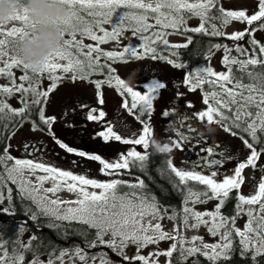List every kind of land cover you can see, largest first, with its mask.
Here are the masks:
<instances>
[{"label": "snow or ice", "instance_id": "1", "mask_svg": "<svg viewBox=\"0 0 264 264\" xmlns=\"http://www.w3.org/2000/svg\"><path fill=\"white\" fill-rule=\"evenodd\" d=\"M61 2L69 9L67 17L56 18V22L62 27L64 38L59 48L39 68L24 63L16 55L9 56V52L18 50L23 36L37 27V22L30 19L28 10L25 8L9 17L8 21H0V63H2L0 76L7 77L10 82L8 85H0V94L12 96L18 93L19 103L22 105L14 108L5 99H0V141H3V147L0 148V212L13 214L12 205L16 198L21 202L30 201L36 209L30 217L33 222L37 221L39 216L47 217L49 227L64 228V238H67L70 230L72 234L82 239L84 246L77 244L72 249L61 248L58 254L57 249L52 247L51 251L47 252L45 261L41 259L44 253L40 249L48 246L43 245L42 241L33 244L34 241L40 240L39 237L33 234L27 243L19 239V235L25 230L22 225L26 223L21 222L18 236L11 242L10 249L7 247L9 241L0 236V264H56V261L64 264L66 256L72 264H75L76 260L80 264H89V260L92 264H97V261L99 264H117L106 252L88 251L98 248L110 249L126 264H134V262L158 264L154 257L160 255L168 257V264H173L175 252H179L176 259L180 261H186L189 257H196L199 254L212 264H216L220 260H230L231 254L237 247L241 257L250 254L252 264H260L257 258H264V165L258 164L261 154L264 153V44L251 39L248 42L251 50L240 43H237L234 49L227 44H215L212 47L224 48L222 64L226 71L216 72L211 66H199L190 70L184 77L183 82L188 86L189 91L202 89L205 85L211 89L205 91L203 95L206 110L193 114L199 122L206 121L208 134L212 132L209 126L215 123L233 137L239 136L248 153L244 159L237 162L232 174L225 175L220 180L219 169L233 157L225 151L218 152L220 145L215 140L209 144L208 135L194 127L187 115L178 116L177 121L185 131H177L175 137H169L171 144L165 141L166 151L167 153H171L174 149L183 151L185 145H188V150L193 151L196 156L195 160L181 162L182 165L188 164V168L174 166L171 159L166 162L167 168L178 178V182L169 179V183L175 193L181 196L179 211L174 206H164L160 203L158 197L148 190L144 179L136 177L134 182L121 178L123 176L121 170L129 172L134 168L146 170V162L149 158L146 152L142 154L132 147L126 154H119L117 159L106 161L101 155L77 150L67 145L56 137L53 131L56 117L46 114L42 98H48L57 88L58 81L63 79L56 74L58 71L64 74L70 73L74 83L88 81L94 84L99 105L105 103L100 91L101 85L114 84L116 90L124 97L121 107L127 110L129 115H134L135 119L141 121L142 131L131 132L127 138H124L122 134L114 131L109 123L105 125L106 130L97 132L96 136L102 138L104 142L117 141L124 145H142L147 150L152 129L142 118L146 111L149 117L151 116L153 101L156 98L154 94L164 89L165 83L153 81L142 84L138 86V90H134V86L126 84L124 79L114 74L116 69L108 63H102L101 59L112 63L138 61L145 56L163 60V56H157L159 51L188 46V44L170 45L167 39L168 29L224 36L225 33L217 28V21L221 28L227 26L230 21L246 22L251 26L253 22L264 19V0H258V10L252 14L246 10L226 11L223 8L217 9L214 14L213 9H216L218 0H154V3L153 0H61ZM120 9L127 11H122L116 16ZM186 13L200 17L198 27L186 26L188 19ZM150 15L154 23L148 22ZM9 21L18 23L10 29H5L3 25ZM210 21L209 31L205 25ZM103 25H111V31L106 30ZM126 28H130L133 37L141 41L139 46L129 42L119 51L102 50L100 45L115 40L125 32ZM259 28L264 29V23H261ZM255 31L257 29L254 27L237 30L229 34L228 39L236 42L244 41L246 36H251ZM98 32L102 35H98ZM66 33L69 38H65ZM77 33L95 43H85L83 39L77 38ZM191 42L192 38L189 37L188 43ZM157 45L164 47L158 48ZM233 51L238 55H233ZM172 55L178 56L179 53L172 52ZM168 63L173 64L175 68L185 67L182 62L173 63L169 60ZM16 68L23 72L19 76V83L13 73V69ZM105 70L107 79L89 80L95 73H103ZM44 73H48L51 84L47 90L40 91L39 78ZM183 95L177 92V100ZM79 107L80 110L86 111L88 121H101L106 116L103 110H99V115H95L98 111L97 107H89L85 103L80 104ZM187 107L190 108L192 105L188 104ZM174 111L176 109H166L162 116L167 118ZM29 121L32 131L46 132L67 153L99 162L100 173L111 178L99 181L84 174L57 168L35 158L33 154L37 149L34 145H24L28 156L33 158H18L11 155V144L7 141H10L14 135V129ZM245 133L251 137V142L245 137ZM75 163L76 161H73V164ZM249 166L254 171H261L262 175L261 180L254 186L256 188L254 194L245 196L240 191L244 183L242 171ZM38 172L44 174L37 175ZM48 182L51 186L45 188L44 184ZM9 183L15 186V193ZM195 185L203 187L197 188ZM233 190H236L235 214L222 215V208L226 206V201ZM62 191L73 194L75 198L61 199L57 194ZM5 201L7 206H4ZM210 201H218L214 210L204 212L195 210V205H207ZM257 205L258 208L253 207ZM169 208H171L170 214ZM242 214L247 220L243 228H240L236 224L237 217ZM146 217L151 219L146 220ZM165 217L177 222V225L182 223L190 229H198L201 225H205L208 233L219 239L211 244L204 243V238L198 235L185 240L178 227L176 234L172 235L161 223ZM153 221L157 222L153 223ZM236 238L238 245L234 244ZM165 240L173 241L166 251L149 253L148 256L141 254V249ZM186 244L189 246L186 247ZM130 246H135L136 249L133 256H128L125 252ZM29 253L32 259L26 260ZM192 264H200V262L198 259H193Z\"/></svg>", "mask_w": 264, "mask_h": 264}, {"label": "rangeland", "instance_id": "2", "mask_svg": "<svg viewBox=\"0 0 264 264\" xmlns=\"http://www.w3.org/2000/svg\"><path fill=\"white\" fill-rule=\"evenodd\" d=\"M26 2L27 0H21V3ZM257 3L258 0H218L217 5L218 8H223L226 11L246 10L249 14H252L254 11L258 10ZM148 22L154 23V20L150 18ZM199 24L200 17L189 16L186 26L190 28L198 27ZM3 27L5 29H10L13 26L9 23H5ZM103 27L106 30L111 31L109 26L103 25ZM248 27L249 25H247L246 22L230 21L227 26L219 30L225 33V37H228V35L233 33L234 31H242ZM167 32L169 33L167 39L169 40L170 45H183L187 42V38L184 35L178 33V30L168 29ZM97 34L102 35V33L99 32ZM65 38H69L67 33L65 34ZM77 38L83 39L85 43H95L89 41L86 37L81 36L79 33H77ZM251 39H256L261 44H264V29H257V31L252 33V35L245 40V44L244 42L242 43L244 44L243 46L248 47L249 50H251V45L248 42ZM129 42H132L137 46H139V44L141 43V41L133 37L132 32H129V30H125V32L115 40H109L107 43L100 45V47L102 48V50L119 51L122 50V47L126 46ZM163 47L164 46L161 45V47L158 48ZM18 50L16 52H9V56H18ZM157 56H163L164 59H153L151 58V56H145L143 59L138 61L129 60L126 63L121 61L112 63L111 61H105L102 58L101 62L108 63L111 67L116 69V72L114 74L119 75V77L124 80L127 79L129 73H131L134 69H138L139 74L136 77L135 82L130 85L134 86V90H138V86L142 84H149L153 81L165 83L166 87L154 94L156 98L153 101L151 116L149 117L146 111L145 116L143 117V120L147 121L152 129V136L150 139L152 140L155 137L164 142L167 141L171 144V140L169 139V137H175L177 131L184 132V130L180 131L177 127L172 126L173 118H177L180 115H187L194 127L205 133V135H208L209 144H211L213 140H215V142L220 145V148L217 149L218 152L225 151L228 155H231L233 157L231 161H228L227 165L224 168L219 169V179L222 180L225 175L232 174L233 165L235 163L245 158L244 144L237 138L233 137L230 133H226L219 125L215 123L209 126L214 131H212L210 135L208 134L207 128L205 127L206 121L204 123H201L193 116L194 113H197L201 110H206V105L203 102V90L200 88L194 91L188 90V86L183 82L184 77L188 74V71H186L184 68H175L173 67V64L168 63L169 60L173 61V63H178V60L174 55H172L168 51L163 50L159 51L157 53ZM223 56L224 48L212 50L209 55L207 66H211L216 72L226 71L224 65L222 64ZM5 59H7V57H5ZM61 63L64 62L61 61ZM0 66H2V63H0ZM56 74L63 77V79L61 81H58L57 88L49 94L48 98H43V106L47 115L56 117V122L53 125V131L58 139L78 150L89 151L92 147V153L101 155V157L106 161H113L117 159L119 154H126V152L132 147H135L142 154L144 153L145 149L142 145H124L121 142L117 141L104 142L103 140H94L95 138L88 140L86 138L84 139V137L82 136L84 134L81 131H75L76 129L84 128V126H86L90 122L86 119V111L80 110L79 105L82 103L88 104L89 107H97L98 111L95 113V115H99V110L105 111L106 116L101 121H96V123L105 122L107 125V120L113 121L116 115L126 113V110L121 107L124 97H122L121 94L116 90L114 84L112 86H109L107 84L101 85L100 91L105 103L103 105H99L96 99V89L94 84H91L88 81H77L74 83L71 80L70 73L64 74L58 71ZM95 79H107V72L104 71L103 73H95L92 77L89 78V80ZM39 82L40 83L38 90H47V88L51 84V81L48 79V73H44L40 77ZM0 85H6L4 78H2L1 76ZM229 87H231V85H229ZM207 89V91L211 90L209 88ZM143 91H146V89H144ZM177 92L184 94L178 100L176 98ZM188 104H191L192 107H187ZM166 109H176V111L172 112L171 115L165 118L162 116V113ZM128 122L133 123L138 131H142L143 124L141 123V121L131 118L128 119ZM67 125L72 126L69 127ZM166 129H168V131H166ZM100 130L104 131L106 130V128L104 127ZM41 133L42 134L38 133L37 131H32L31 123H24V125L19 128L17 133L13 138H11L9 142L11 144V154L14 157L18 158L20 156H23L21 154V146L23 144V141L29 142L39 136H41L43 142H47L61 149L59 145L56 144L55 141L46 134V132ZM96 137L98 138V136ZM185 151L186 149H184L183 151L174 149L171 153H168L169 158L173 161L174 166L184 168L189 167L188 164H181V161L185 160L183 157V152ZM48 163L60 169L71 170L77 174H84L90 178H96L99 181H106L111 178L106 177L100 173L99 169L101 165L99 164V162H94L93 164H91V166L88 167H82L81 164L77 161L75 164L71 163L70 165L55 160H50ZM210 171L211 170H209V172ZM43 174L44 173L42 172L37 173V175ZM242 177L244 178V183L242 184L240 191L245 196H248L252 189L255 188L254 186H256V182L250 180L249 173L246 174V169L242 171ZM33 181H35V177H33ZM50 186V182L44 184L45 188ZM57 195L61 199L65 200L75 198L73 194H70L67 191H62ZM49 196L51 197V194H49ZM216 203H218V201H210L207 205L197 204L194 206V208L196 211L200 212H204L205 210L211 211L214 210V206ZM256 207L258 208V205ZM147 219L151 218L146 217V220ZM205 219H207V217H205ZM246 220L247 217L245 215H240L239 217H237L236 226L243 228ZM156 222L157 221H153V223ZM161 223L164 229L170 234H176V227L172 221L168 220L165 217V219L161 221ZM181 235L185 238V240L190 239L193 235H198L204 238V243L209 244L215 243L219 239L218 237L211 236L208 233L207 227L205 225H201L198 229L183 227ZM172 242L173 241L165 240L160 241L158 244L148 245L147 247L141 249V254L148 256L149 253L166 251ZM185 246L187 247L189 245L186 244ZM125 252L128 256H133L136 252L135 246L128 247L127 249H125ZM41 259H44L46 261L47 256L43 255L41 256ZM154 259L158 261V264H168L169 260V258L164 255L154 257ZM113 260H121L123 264L126 263L119 256L113 258ZM56 264H59V261H56ZM64 264H72V261L66 256ZM75 264H80V262L76 260Z\"/></svg>", "mask_w": 264, "mask_h": 264}, {"label": "trees", "instance_id": "3", "mask_svg": "<svg viewBox=\"0 0 264 264\" xmlns=\"http://www.w3.org/2000/svg\"><path fill=\"white\" fill-rule=\"evenodd\" d=\"M218 5L216 6V9H213V13L215 14L217 12ZM127 11L126 9H120L115 14L118 16L120 12ZM135 11V10H133ZM85 18L87 19L86 13L84 14ZM187 17H194L191 16V14L186 13ZM152 18L151 15L149 16V19ZM115 19V16H114ZM11 24L12 26L14 24H17L18 22L9 21L7 22ZM217 23V28L222 29L220 27L219 21ZM261 23H264V19L262 21H256L253 22V25L249 26L248 28H256L260 29L259 25ZM211 21L206 24V28L211 30L210 28ZM111 29V25H107ZM126 30H129V32H132L130 28H126ZM262 30V29H261ZM178 33L184 35L187 38V42L185 44H188L187 47H180V48H173L168 49L165 51H168L172 54V52H178L179 55L175 56L179 62H182L185 67L184 69L186 71H190L192 69H195L199 66H207V63L209 61V55L212 52V50H215L216 48L212 47L215 44L225 45L227 44L229 47L233 48L237 43L242 44L245 40L249 37L246 36L244 41L236 42L229 40L228 37L225 36H211V35H205L204 33H193V32H184L183 30L179 29ZM192 38V42L188 43V38ZM242 44V45H244ZM157 47H161V45H157ZM223 48V47H221ZM233 55H238L233 51ZM251 68V66H250ZM259 70V69H258ZM106 71V70H105ZM14 76L17 78V82L19 83V76L23 74L21 69L16 68L13 69ZM18 73V74H17ZM29 74L30 71H29ZM4 78L6 85H8L10 82L7 77L1 76ZM41 77V76H40ZM247 80V79H246ZM40 81V78H39ZM40 83V82H39ZM208 86H203L202 90L203 92L207 91ZM0 99H5L12 107L19 108L21 107V103H19L20 94L14 93L12 96H5L3 94H0ZM42 104H43V98H42ZM143 119V118H142ZM38 122V121H37ZM24 123H31L24 122ZM23 123V124H24ZM39 123V122H38ZM15 130V129H14ZM13 130V131H14ZM9 143V141H7ZM3 147V141H0V148ZM148 154V160L146 162V170H140L137 169V174L139 178L144 179L148 190H150L152 193H154L160 203H162L164 206H174L179 211L181 208V196L175 193V191L172 189L171 184L169 183V179L176 180L178 182V178L174 176L173 173L167 168V160L170 159L169 155H154L151 152V145L147 150L144 151V153ZM143 153V154H144ZM193 183V182H190ZM10 187H13L14 193H15V187L9 183ZM197 188H202L203 186L195 185ZM235 194L236 190H233L232 193H230V198L226 201V206L222 208V215H234L235 214V206H236V200H235ZM7 206V201H5V205ZM246 208L248 206H245ZM256 207V206H253ZM35 206L31 204L30 201H23L21 202L18 198L14 199V203L12 205V212L13 214H7L0 212V236H2L4 239L9 241V244L7 247L11 248V242L14 241L18 236V229L21 226V222L23 223L24 232L22 235H19V239L25 243L28 242L29 238L35 234L37 237L40 238L39 241H34L33 244L37 242L43 243V245H46L48 247H42L40 251L44 253L45 256H47V252L51 251L52 247H55L57 249V254L59 249L61 248H68L72 249L75 245L80 244L82 247L83 241L82 239L72 234L69 230V234L67 238H64V228L55 229L53 227H49L48 223L49 220L47 217L39 216L38 220L33 222L30 217L33 211H35ZM27 213V215L25 214ZM171 213V208H169V214ZM167 218V217H166ZM176 227H178V230L181 234L182 228L186 227L182 223L177 225V222L172 221ZM59 223V222H57ZM234 244L238 245V238L234 240ZM90 253H96V252H106L108 254V257L112 260L113 258L117 257L115 253H113L110 249H91L88 250ZM43 256V255H42ZM179 256V252H175L173 254V264H192L193 259H198L200 264H212V262L208 261L204 256L197 254L196 257H189L186 261H180L179 259H176ZM32 256L31 254H27L26 260H31ZM260 261V264H264V258H257ZM117 264H123L121 260H116ZM89 264H92L91 260H89ZM97 264L99 262L97 261ZM126 264V263H124ZM134 264H141V262H134ZM216 264H252L251 256L250 254L241 257L239 247L236 248V251L231 254V259L228 261L220 260L217 261Z\"/></svg>", "mask_w": 264, "mask_h": 264}, {"label": "clouds", "instance_id": "4", "mask_svg": "<svg viewBox=\"0 0 264 264\" xmlns=\"http://www.w3.org/2000/svg\"><path fill=\"white\" fill-rule=\"evenodd\" d=\"M25 8L30 19L37 22V27L23 36L17 55L24 63L39 68L61 45L64 37L56 18L67 17L69 9L61 0H27L26 3H21V0H0V21H8L9 17ZM138 74L139 70L134 69L125 83L133 84ZM151 152L154 155L167 154L165 142L154 137Z\"/></svg>", "mask_w": 264, "mask_h": 264}, {"label": "flooded vegetation", "instance_id": "5", "mask_svg": "<svg viewBox=\"0 0 264 264\" xmlns=\"http://www.w3.org/2000/svg\"><path fill=\"white\" fill-rule=\"evenodd\" d=\"M245 82L247 83L248 81L245 79ZM131 118L135 119V116L129 115V113L126 110L125 114L116 115L113 121L107 120L106 122L108 124L110 123L113 126L114 131H116L118 134H122V136L124 138H127L131 132L138 131L137 128L135 127V125H133V123L128 122V119H131ZM105 125H106L105 122L96 123V121L95 122L90 121L86 126H84V128L76 129L75 131H81L84 134V135H82L84 137V139L86 138L88 140L89 139L91 140L95 137L94 140H97V139L102 140V139H100V137L97 138L95 136V134H96V132L101 131L100 129L104 128ZM172 126L177 127L180 131H182V130L185 131V129L177 121L176 117L173 118ZM20 127L16 128L14 130V135L17 133V131L19 130ZM75 131H74V134H75ZM37 132L42 134L41 131H37ZM14 135H12V138L14 137ZM244 135L251 142V137L247 136L246 133ZM235 138H237L238 140H240L243 143V141L239 138V136H236ZM25 144L34 145L35 148L37 149V151H35V153L33 154L34 157L37 159L43 160L46 163H48L50 160H55V161L67 163L70 165L71 163L73 164V161H77L81 164L82 167H84V166L88 167L94 163V161H90L84 157H79V156H76V155L71 154V153H67L64 149H59L58 147H56L52 144H49L47 142H43L41 136L36 137V139L29 141V142L23 141V144L21 146V151H22L21 154L23 156H20L19 158H33V157L28 156L27 151L24 149ZM150 145H151V139L149 141V146ZM201 146H204V145H201ZM184 149H186V151H188V145H185ZM258 150H259V146H258ZM197 151H198V149H197ZM86 152L92 153V147L90 148L89 151L87 150ZM185 152H183V154ZM189 152H190L189 160H195L196 159L195 153L193 151H189ZM247 153H248V150L245 148V157H246ZM167 155H168V153H167ZM182 161H184V160H182ZM227 163H228V161L221 168H224L227 165ZM236 164L237 163H235L233 165V168ZM258 164L264 165V153L261 154V159L258 161ZM137 169L138 168L131 169L130 172L125 171V170H121L123 172V176L121 178L127 179V180H133L135 182V178L139 177L137 174ZM247 173H249L250 180L253 182H256V185L261 180V175H262L261 171H259V170L254 171L253 168L251 166H249L248 168H246V174ZM255 190H256V188H253L249 194H254Z\"/></svg>", "mask_w": 264, "mask_h": 264}, {"label": "water", "instance_id": "6", "mask_svg": "<svg viewBox=\"0 0 264 264\" xmlns=\"http://www.w3.org/2000/svg\"><path fill=\"white\" fill-rule=\"evenodd\" d=\"M183 157H184L185 160H189V158H190V152H189V150L186 151V152L183 154Z\"/></svg>", "mask_w": 264, "mask_h": 264}]
</instances>
